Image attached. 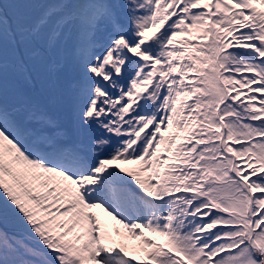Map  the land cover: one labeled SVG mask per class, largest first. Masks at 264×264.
I'll return each instance as SVG.
<instances>
[{"label": "snow or ice", "instance_id": "snow-or-ice-1", "mask_svg": "<svg viewBox=\"0 0 264 264\" xmlns=\"http://www.w3.org/2000/svg\"><path fill=\"white\" fill-rule=\"evenodd\" d=\"M0 264H264V0H0Z\"/></svg>", "mask_w": 264, "mask_h": 264}, {"label": "rangeland", "instance_id": "rangeland-1", "mask_svg": "<svg viewBox=\"0 0 264 264\" xmlns=\"http://www.w3.org/2000/svg\"><path fill=\"white\" fill-rule=\"evenodd\" d=\"M127 167H133V166H127ZM106 219V221L111 225L112 223H114V222H112L111 220H110V218H105Z\"/></svg>", "mask_w": 264, "mask_h": 264}]
</instances>
